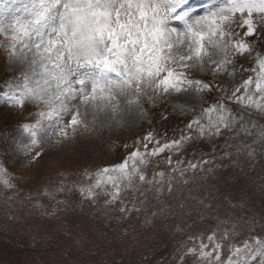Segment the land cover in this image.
<instances>
[{
    "label": "snow or ice",
    "instance_id": "6c2138e0",
    "mask_svg": "<svg viewBox=\"0 0 264 264\" xmlns=\"http://www.w3.org/2000/svg\"><path fill=\"white\" fill-rule=\"evenodd\" d=\"M0 54V196L12 193L0 214L14 220L5 205L26 200L44 217L99 215L132 228L126 253L141 228L163 226L178 236L155 264H264V214H242L244 198L223 187L226 170L264 160V0H0ZM72 65L91 74L74 85ZM105 129L114 158L34 171ZM158 247L99 264H154Z\"/></svg>",
    "mask_w": 264,
    "mask_h": 264
},
{
    "label": "rangeland",
    "instance_id": "374dc122",
    "mask_svg": "<svg viewBox=\"0 0 264 264\" xmlns=\"http://www.w3.org/2000/svg\"><path fill=\"white\" fill-rule=\"evenodd\" d=\"M0 62L3 61L0 60ZM175 102L179 103L180 101ZM167 109L169 112L172 111L171 104L167 105ZM180 119L177 117L164 126H161L158 122L157 127L161 131L165 127L170 131L173 128L182 126ZM142 126L146 127V124H142ZM133 134L134 132L130 127L129 131L123 132V138L130 139ZM109 142H111L110 139H92L89 144L78 140L74 148L62 150L60 156L52 154L50 160L45 157V160L34 171L41 176L55 175L59 171L75 172L85 162L100 163L102 160L114 158L108 153ZM201 150L209 151L210 148L202 145ZM7 155L5 152H0V161H3ZM76 156L79 157L80 163H73L72 158ZM11 166L17 170L22 167L19 163ZM244 169V171H241L240 168H237L234 172L226 170L235 178L229 179L223 187L231 192L230 199L232 197L237 198L234 201L239 200L240 197L245 200L255 192L257 194V189L260 187L262 178H264V171H262L264 170V160L257 156L256 160L244 163ZM16 174H19L18 171ZM24 183L25 181H21V185ZM248 193L252 194L248 195ZM11 195L10 192L3 194L0 196V201ZM20 195L21 198L28 195L27 189L23 186L20 187ZM257 199L264 203V192L260 191ZM5 207L16 217L12 220L1 214L3 216L0 217V224L7 222L9 225L8 229L5 230L9 233L7 235L8 241L5 240V242H11L14 237H17V241L20 243L23 239H26L29 249H31V251L22 255L21 259L24 260L22 264H71V262L99 264L101 259L119 262L121 258L128 259L129 253L131 254L130 258L138 259V246H155L158 244L159 247L154 252L149 249L147 253L153 256L155 264L156 260H163L165 257L171 258L170 253L173 251V245L178 236L174 231L169 232L163 226H153L151 229L141 228L136 232V240L131 242L126 253L122 247L118 246L122 244L119 236L122 235L123 228H128L129 232L133 231L128 225L120 226L116 221L101 218L99 215L93 216L88 213H81L79 209L75 212L61 213L58 219L44 217L31 212V205L26 200L23 203L20 201L9 203ZM243 211L245 214L250 213L246 209ZM193 216H195V213H193ZM140 222L142 224V218ZM188 222L191 223V220ZM198 222L207 224L210 227L215 223L212 217H205L204 220H198ZM168 223V221H163L162 225ZM2 246L3 241L0 244V247Z\"/></svg>",
    "mask_w": 264,
    "mask_h": 264
},
{
    "label": "trees",
    "instance_id": "16d2710c",
    "mask_svg": "<svg viewBox=\"0 0 264 264\" xmlns=\"http://www.w3.org/2000/svg\"><path fill=\"white\" fill-rule=\"evenodd\" d=\"M260 186V185H259ZM260 192V187L257 189V194L248 193V195L252 194L251 197L245 198V209L246 214H255L257 219L260 218L262 214H264V203L259 199H257V195ZM256 198H253V197ZM240 200L234 201V203H239ZM242 214H245L244 211ZM3 216V215H2ZM0 214V217H2ZM1 219V218H0ZM9 233L6 231L0 232V244L3 241V246L0 247V264H22L23 259H21L22 255L25 252L31 251L29 249L28 243L26 239H23L22 242L17 241V237H14L11 242H5L7 240ZM8 241V240H7ZM21 253V254H20ZM20 254V255H19Z\"/></svg>",
    "mask_w": 264,
    "mask_h": 264
},
{
    "label": "clouds",
    "instance_id": "9594fccd",
    "mask_svg": "<svg viewBox=\"0 0 264 264\" xmlns=\"http://www.w3.org/2000/svg\"><path fill=\"white\" fill-rule=\"evenodd\" d=\"M91 74V70L87 69V68H77L75 65H72L70 68V79L71 82L75 85L76 81L81 79V78H86ZM77 103H79V101L77 100ZM161 103H165L167 104V98L165 100H162ZM168 105V104H167ZM160 105L156 104V105H152V104H145V108H147L149 111H151L152 108H156L159 109ZM81 111L83 112L84 109L83 107H81ZM125 119L127 120H132L133 119V114H126ZM15 131V130H13ZM107 134V135H106ZM91 137H89L87 134H85L83 137H78V140L84 141L87 139H90ZM100 139H110V130L105 129L103 136ZM76 141V143H77ZM61 148L63 150H67L70 149L69 147H65V146H61ZM48 150V145L45 144L42 148L41 151H47ZM52 154H55L54 152Z\"/></svg>",
    "mask_w": 264,
    "mask_h": 264
}]
</instances>
